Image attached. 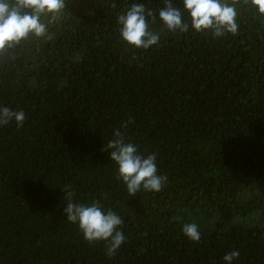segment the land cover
<instances>
[{"label": "trees", "instance_id": "trees-1", "mask_svg": "<svg viewBox=\"0 0 264 264\" xmlns=\"http://www.w3.org/2000/svg\"><path fill=\"white\" fill-rule=\"evenodd\" d=\"M133 0H65L49 38L0 52V264H264V14L237 7L238 31L170 32L148 49L119 37ZM155 14L164 0H141ZM181 6V0H173ZM154 153L167 179L130 196L108 157L113 130ZM99 200L125 240H85L66 220ZM199 225L198 242L184 223Z\"/></svg>", "mask_w": 264, "mask_h": 264}, {"label": "clouds", "instance_id": "clouds-1", "mask_svg": "<svg viewBox=\"0 0 264 264\" xmlns=\"http://www.w3.org/2000/svg\"><path fill=\"white\" fill-rule=\"evenodd\" d=\"M65 6V0H0V52L12 49L29 36L48 39V23ZM249 6L264 14V0H249ZM237 15L236 4L228 0H181L180 7L175 6L173 0H164L163 7L155 14L141 0H133L117 16V23L121 40L130 46L148 49L160 40L159 33L150 29V21L159 19L170 32L184 33L191 28L195 32H210L213 38H218L227 33H237ZM45 18H48V23H45ZM24 119L23 110L0 106V125L15 121L20 126ZM107 149L108 157L116 165L117 178L130 196L140 190L158 192L163 188L167 177L158 173L154 153L141 152L138 145L125 140L119 129L113 130ZM64 193L66 204L63 214L66 220L77 225L85 240L107 241V253L112 255L125 240L120 230L121 216L105 208L99 200L74 202L70 190ZM181 230L192 241L198 242L201 238L199 225L195 222L184 223ZM238 256L239 251L232 250L223 256V261L232 264Z\"/></svg>", "mask_w": 264, "mask_h": 264}]
</instances>
